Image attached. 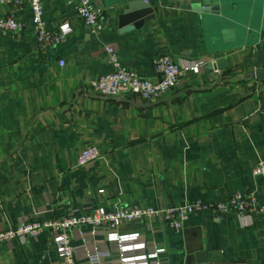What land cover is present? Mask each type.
Returning a JSON list of instances; mask_svg holds the SVG:
<instances>
[{
    "label": "crops",
    "instance_id": "crops-1",
    "mask_svg": "<svg viewBox=\"0 0 264 264\" xmlns=\"http://www.w3.org/2000/svg\"><path fill=\"white\" fill-rule=\"evenodd\" d=\"M92 2L110 18L97 33L76 14V0H42L46 27L71 30L44 50L28 4L2 9L22 27L0 31V230L24 216L59 220L71 208H161L254 193L263 211L252 216L206 211L192 214L180 232L156 219L152 228L133 222L117 233L130 256L156 246L159 264H183L180 247L200 227L211 264H264V176L253 173L264 160V79L248 76L264 57V0H149L129 18L138 0ZM107 45L153 80L160 54L179 63L205 58L206 66L155 100L103 96L89 82L112 68ZM90 144L101 157L77 166ZM115 233L73 234L77 263L88 264L83 245L98 244L106 264H119ZM0 264L64 262L45 230L27 242H1Z\"/></svg>",
    "mask_w": 264,
    "mask_h": 264
},
{
    "label": "built area",
    "instance_id": "built-area-1",
    "mask_svg": "<svg viewBox=\"0 0 264 264\" xmlns=\"http://www.w3.org/2000/svg\"><path fill=\"white\" fill-rule=\"evenodd\" d=\"M76 1V14L90 27L92 32H101L108 26L110 18L103 8L96 6L92 0ZM22 4H28L31 9L33 30L37 46L40 49L44 50L50 45L61 43L67 39L70 29L61 27L59 30L52 31L46 27L42 0H0V31L15 33L21 29L20 21L11 14L3 13L2 9L7 5L20 6ZM105 50L112 68L89 82L93 91L103 96L131 94L143 100H155L161 98L170 89L185 84L186 77L190 72H202L206 66L205 58L179 63L168 54H160L153 60V66L159 78L153 80L124 66L119 59L116 45H107ZM60 64L63 65L64 61H60ZM100 157L99 147L96 144H90L79 152L75 163L77 166H81ZM253 173L264 176V160L258 161L253 168ZM206 211H210L218 217L228 213L245 217L262 212L263 206L254 193L236 192L222 201L195 200L178 206L161 208L134 205L112 209L95 208L90 212H79L71 208L59 220L39 221L24 216L14 226L0 230V243L14 239L27 242L28 239L38 237L45 230H49L57 243L59 256L64 264H78L77 258H80L81 254H78L72 245L73 234L86 240V235L94 238L106 227L116 232L115 247L120 256L119 264L144 261L149 257L153 259V264H159L157 257L161 249L156 246H152L149 253L128 255L125 241L117 233V228L122 224L133 222L152 228L153 222L160 219L174 231L180 232L183 231L186 221L192 214ZM84 226L89 228L87 232L81 229ZM101 251L98 244L92 247L83 245L81 253L87 259L88 264H106L104 257L99 255ZM107 252L109 253V251Z\"/></svg>",
    "mask_w": 264,
    "mask_h": 264
},
{
    "label": "water",
    "instance_id": "water-1",
    "mask_svg": "<svg viewBox=\"0 0 264 264\" xmlns=\"http://www.w3.org/2000/svg\"><path fill=\"white\" fill-rule=\"evenodd\" d=\"M139 2L136 5H130L128 9V18L134 12L135 6H138L141 9L149 7V2L144 0H138ZM194 5L203 4V0H192ZM137 7V8H138ZM137 16V15H136ZM257 68L252 74H248L249 77H256L259 80L264 79V57H258L256 60ZM195 234V240L193 242H185L183 246L180 247V250L185 252L183 264H211L212 253L205 250L204 243L202 241V231L200 227H197L195 230L191 231Z\"/></svg>",
    "mask_w": 264,
    "mask_h": 264
}]
</instances>
